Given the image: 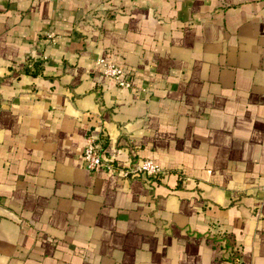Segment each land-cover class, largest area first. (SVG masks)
<instances>
[{"label":"crops","instance_id":"obj_1","mask_svg":"<svg viewBox=\"0 0 264 264\" xmlns=\"http://www.w3.org/2000/svg\"><path fill=\"white\" fill-rule=\"evenodd\" d=\"M88 133L162 173L88 170ZM223 235L264 264V0H0V264H229Z\"/></svg>","mask_w":264,"mask_h":264},{"label":"built area","instance_id":"obj_2","mask_svg":"<svg viewBox=\"0 0 264 264\" xmlns=\"http://www.w3.org/2000/svg\"><path fill=\"white\" fill-rule=\"evenodd\" d=\"M96 63L100 65L101 74L112 79L118 86L131 87L130 74L127 70H123L120 66L113 64L106 58L100 57L96 59ZM82 161L88 170L102 169L107 174L119 172L124 178H134L140 175L155 177L162 173L161 168L150 159H133L123 166H120L110 158H106L98 144L96 135L88 133L85 136L84 144L81 152ZM223 253L224 240L219 236L216 239ZM232 250H236L232 248ZM232 254V253H231ZM227 263L240 264L237 255H231Z\"/></svg>","mask_w":264,"mask_h":264},{"label":"trees","instance_id":"obj_3","mask_svg":"<svg viewBox=\"0 0 264 264\" xmlns=\"http://www.w3.org/2000/svg\"><path fill=\"white\" fill-rule=\"evenodd\" d=\"M222 238H223V240H224V244L222 245L223 246V249H224V251H223V256H222V258L225 260V261H227V260H229V258H230V254L231 255H237V251L236 250H232V244H230V242L227 240V238H226V235H223L222 236ZM217 247H218V249L220 250L221 249V247H219V244H215Z\"/></svg>","mask_w":264,"mask_h":264}]
</instances>
